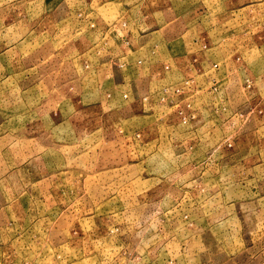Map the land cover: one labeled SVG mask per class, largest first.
<instances>
[{
    "label": "rangeland",
    "instance_id": "rangeland-1",
    "mask_svg": "<svg viewBox=\"0 0 264 264\" xmlns=\"http://www.w3.org/2000/svg\"><path fill=\"white\" fill-rule=\"evenodd\" d=\"M0 264H264V0H0Z\"/></svg>",
    "mask_w": 264,
    "mask_h": 264
},
{
    "label": "crops",
    "instance_id": "crops-1",
    "mask_svg": "<svg viewBox=\"0 0 264 264\" xmlns=\"http://www.w3.org/2000/svg\"><path fill=\"white\" fill-rule=\"evenodd\" d=\"M125 44H128V42L125 43ZM125 44L122 45V48L124 49L123 51H124V52H128V51L132 48V46L130 45L131 47L128 48L129 45L127 46V45H125ZM123 51H122V52H123ZM124 52H123V53H124ZM134 53H136V51H135ZM129 60H130V62H129L128 65H127V69H126V71L129 72L128 74H132V73H133V74L131 75L130 78H134L133 75H134L135 65L133 64V61H132L133 59H132L131 57L129 58ZM137 64H139V63H137ZM146 70H148V69H146ZM152 74H153V73L150 71V72H149V76H147V79H150V80H151V76H152Z\"/></svg>",
    "mask_w": 264,
    "mask_h": 264
},
{
    "label": "built area",
    "instance_id": "built-area-1",
    "mask_svg": "<svg viewBox=\"0 0 264 264\" xmlns=\"http://www.w3.org/2000/svg\"><path fill=\"white\" fill-rule=\"evenodd\" d=\"M138 63H141V61L140 60H138L137 61ZM174 89H177L176 91H178L179 90V88H174ZM125 96V95H124ZM180 114H182V111H180ZM182 118H183V121L185 120V116L184 115H182Z\"/></svg>",
    "mask_w": 264,
    "mask_h": 264
}]
</instances>
